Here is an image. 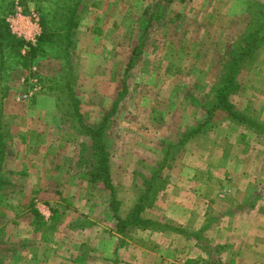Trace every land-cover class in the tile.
<instances>
[{"label": "rangeland", "instance_id": "374dc122", "mask_svg": "<svg viewBox=\"0 0 264 264\" xmlns=\"http://www.w3.org/2000/svg\"><path fill=\"white\" fill-rule=\"evenodd\" d=\"M0 19L22 41L0 34V264H117L130 241L141 264H264V0H0ZM138 206L146 231H118Z\"/></svg>", "mask_w": 264, "mask_h": 264}, {"label": "trees", "instance_id": "16d2710c", "mask_svg": "<svg viewBox=\"0 0 264 264\" xmlns=\"http://www.w3.org/2000/svg\"><path fill=\"white\" fill-rule=\"evenodd\" d=\"M168 2L170 0H167ZM75 12V10L73 11V13ZM149 12V7H146L142 13V17H146V15ZM0 22L3 23L4 21L2 19H0ZM77 21L75 20V15H70L68 18V21L65 23V27L67 30V36H71L73 35V29L77 26ZM2 25V24H1ZM4 26V30L3 32H0V34L2 35V38H4L6 40L7 43H13V44H17V46H21L22 45V41L19 39H15L10 33L9 31H6V24H3ZM253 35H248L245 37L244 39V43L243 44H239L238 48L239 50L237 52H241L242 54H245V52L247 51V47L248 45L252 42V38ZM140 52V48H135L132 51V58L129 60L128 64H127V70L130 69V67L132 66L134 59H135V55L139 54ZM231 65L228 66L227 70H224L225 72H223L222 76H221V80L220 82L215 86L214 88V92H215V99H216V105L217 106H222L224 107L228 112H230V104L228 103V96H229V92H230V88L232 89L233 85L235 84V79H234V73H235V68H237V62L235 61V55H231ZM236 66V67H235ZM100 131V130H99ZM93 131L92 129L89 130V133L91 135L94 134V136H99V134L101 133V131ZM99 132V133H98ZM95 141H98V138H95ZM95 146V143H94ZM99 151L103 152V147H99L98 148ZM105 163V161H104ZM91 177L92 180H97L99 178H105L107 179L108 177V172H106V168H104L102 170V168H96L95 170H93L91 173ZM105 182H107V180H105ZM108 183V182H107ZM139 210L140 207H133L127 214V216L125 218H120L119 216H114V218L116 219L117 223V229L118 231L122 232L123 230H125L127 227H130V229H134L136 227L142 226L145 221H143L140 217H139ZM34 214L37 216L38 212L36 210H33ZM214 264H220L219 262L214 263Z\"/></svg>", "mask_w": 264, "mask_h": 264}, {"label": "crops", "instance_id": "0c3cea01", "mask_svg": "<svg viewBox=\"0 0 264 264\" xmlns=\"http://www.w3.org/2000/svg\"><path fill=\"white\" fill-rule=\"evenodd\" d=\"M20 18H21V23H26V24H28L29 25V27L28 26H25V30H23V26H21V27H19L18 25V27H16V24H15V26H14V30L17 32V33H19L21 36H23V38L25 39V38H28V37H30V34H29V32L30 31H32L33 30V24L29 21V19L28 18H25V17H22V16H20ZM13 21H15L16 22V18L15 19H13ZM12 34H14L15 35V33H13V31L11 32ZM141 229H144V228H142L141 226H140V228H135V230L136 231H140ZM148 230V229H147ZM144 231H146L145 229L143 230V232ZM139 234V233H138ZM235 235L234 236H236V233H234ZM141 235V234H140ZM244 238L245 239H247V231H245V233H244ZM249 238L251 239V242H253L255 239H253L252 238V236L250 235L249 236ZM223 242V241H222ZM226 242V241H225ZM250 242V241H249ZM139 243V241H136V242H131L130 241V243L128 244V243H124L123 245V247H125L126 246V248H133L136 244H138ZM243 243V242H242ZM153 244H156L157 246H162L163 244H165V243H163L162 245L160 244V243H157V242H153ZM120 248H121V246H119L118 247V249H117V255H118V259H116L117 260V264H141L142 263V261H140V258H142V259H146L147 257H148V253H146V252H143V253H138L137 251H134V249L133 250H127L126 251V248H125V250H123V251H120ZM146 250H148V249H146ZM119 252H120V254H119ZM122 253V254H121ZM136 253H138V254H136ZM140 257V258H139ZM152 258V257H151ZM150 258V259H151ZM158 261H160L161 263L163 262V261H161V259L160 260H158ZM144 264H149L147 261H144ZM150 264H157L155 261L154 262H152V263H150Z\"/></svg>", "mask_w": 264, "mask_h": 264}, {"label": "built area", "instance_id": "2783aa9c", "mask_svg": "<svg viewBox=\"0 0 264 264\" xmlns=\"http://www.w3.org/2000/svg\"><path fill=\"white\" fill-rule=\"evenodd\" d=\"M32 19L34 21V24L36 26H38V17H37V14L32 13ZM39 34H40V31L39 30L34 31V33L32 34L31 40L33 41V44H34V41L36 40L37 36H39Z\"/></svg>", "mask_w": 264, "mask_h": 264}]
</instances>
